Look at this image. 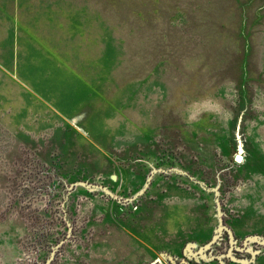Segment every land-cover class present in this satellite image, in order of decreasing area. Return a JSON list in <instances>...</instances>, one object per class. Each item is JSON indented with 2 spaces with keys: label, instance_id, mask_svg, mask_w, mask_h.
Returning a JSON list of instances; mask_svg holds the SVG:
<instances>
[{
  "label": "rangeland",
  "instance_id": "obj_1",
  "mask_svg": "<svg viewBox=\"0 0 264 264\" xmlns=\"http://www.w3.org/2000/svg\"><path fill=\"white\" fill-rule=\"evenodd\" d=\"M183 259L264 264V0H0V264Z\"/></svg>",
  "mask_w": 264,
  "mask_h": 264
},
{
  "label": "water",
  "instance_id": "obj_2",
  "mask_svg": "<svg viewBox=\"0 0 264 264\" xmlns=\"http://www.w3.org/2000/svg\"><path fill=\"white\" fill-rule=\"evenodd\" d=\"M234 159H235V161H237V162H241V161L243 160V149H242V144H241L240 141H238L237 151H236V153H235V155H234ZM113 177H114V175H113ZM77 184L85 185L83 182H79V183H77ZM145 186H146V185H145ZM218 219H219V220H218V221H219L218 230H220V229H223V228L225 227V225H224V223H223L222 218L220 217V214L218 215ZM229 233H230V235H231V237H232L233 235H232L231 230H229ZM163 255H166V254H163ZM166 256L169 258L170 261H172V263L174 262V261L172 260V259H173L172 256H170V255H166ZM182 261H183V264H187V263H186V259H183Z\"/></svg>",
  "mask_w": 264,
  "mask_h": 264
},
{
  "label": "crops",
  "instance_id": "obj_3",
  "mask_svg": "<svg viewBox=\"0 0 264 264\" xmlns=\"http://www.w3.org/2000/svg\"><path fill=\"white\" fill-rule=\"evenodd\" d=\"M112 178H114V177H113V175H112ZM137 238H139V237H138V236H136V239H137ZM139 239H140V238H139ZM144 244H145V243H144ZM145 245H147V243H146ZM147 246H150V245H147Z\"/></svg>",
  "mask_w": 264,
  "mask_h": 264
}]
</instances>
